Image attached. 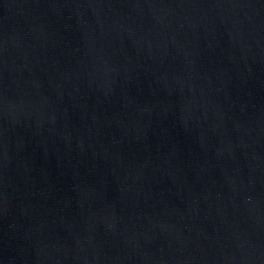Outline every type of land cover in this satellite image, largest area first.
Returning a JSON list of instances; mask_svg holds the SVG:
<instances>
[{
	"label": "water",
	"instance_id": "95a60500",
	"mask_svg": "<svg viewBox=\"0 0 264 264\" xmlns=\"http://www.w3.org/2000/svg\"><path fill=\"white\" fill-rule=\"evenodd\" d=\"M0 264H264V0H0Z\"/></svg>",
	"mask_w": 264,
	"mask_h": 264
}]
</instances>
